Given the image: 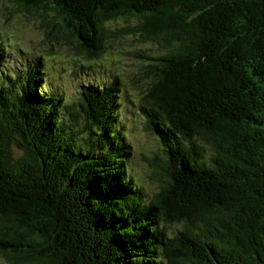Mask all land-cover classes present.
<instances>
[{"label": "trees", "instance_id": "obj_1", "mask_svg": "<svg viewBox=\"0 0 264 264\" xmlns=\"http://www.w3.org/2000/svg\"><path fill=\"white\" fill-rule=\"evenodd\" d=\"M8 1L53 13L56 37L90 62L109 36L163 42L136 58L150 64L138 108L164 159L149 197L129 174L118 77L67 101L43 84L41 56L22 74L0 69V256L264 264V0Z\"/></svg>", "mask_w": 264, "mask_h": 264}, {"label": "rangeland", "instance_id": "obj_2", "mask_svg": "<svg viewBox=\"0 0 264 264\" xmlns=\"http://www.w3.org/2000/svg\"><path fill=\"white\" fill-rule=\"evenodd\" d=\"M55 15L28 11L24 7L0 0V45L5 48L0 66L4 74H22L43 57L45 76L43 84L51 93L67 101L80 96L82 87L90 84L103 86L120 79L119 99L121 110L118 125L132 145L133 158L129 174L144 193L151 197L163 184L159 175L164 159L157 139L144 130V118L138 111L139 100L150 79V64L136 58L146 52L153 57L165 54L163 42L145 40L140 32L109 36L100 59L87 61L79 54L80 45L67 36L56 37L49 24ZM111 30L122 28L125 22L108 24ZM133 27L136 22H133ZM160 42V43H159ZM48 89V87H47ZM174 226L171 230L174 232ZM0 264H10L0 256Z\"/></svg>", "mask_w": 264, "mask_h": 264}]
</instances>
